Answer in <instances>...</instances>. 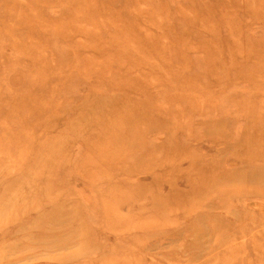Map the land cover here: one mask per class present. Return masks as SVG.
<instances>
[{"label": "rangeland", "instance_id": "rangeland-1", "mask_svg": "<svg viewBox=\"0 0 264 264\" xmlns=\"http://www.w3.org/2000/svg\"><path fill=\"white\" fill-rule=\"evenodd\" d=\"M0 264H264V0H0Z\"/></svg>", "mask_w": 264, "mask_h": 264}]
</instances>
